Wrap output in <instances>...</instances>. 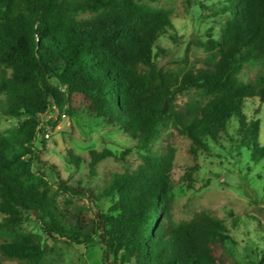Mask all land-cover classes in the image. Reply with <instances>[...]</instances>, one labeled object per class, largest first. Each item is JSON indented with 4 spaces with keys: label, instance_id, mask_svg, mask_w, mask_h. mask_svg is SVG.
Segmentation results:
<instances>
[{
    "label": "trees",
    "instance_id": "16d2710c",
    "mask_svg": "<svg viewBox=\"0 0 264 264\" xmlns=\"http://www.w3.org/2000/svg\"><path fill=\"white\" fill-rule=\"evenodd\" d=\"M217 3L213 16H231L219 38L209 33L201 44L210 57L200 68L176 72L157 64L164 52L158 42L174 30L162 8L142 0H0V116L17 121L0 133V264L42 263L41 236L28 229L34 224L78 247L99 244L106 264H240L230 255L242 219L234 212L230 226L205 212L172 222L176 149L157 148L170 128L192 142L195 157L211 153L225 135L239 156L247 150L252 163H264L261 120L244 113L248 100L264 103V76L240 78L247 66L264 63V0ZM193 89L206 101L179 104ZM53 107L59 118L50 125L62 114L104 121L135 144L121 153L91 149L86 157L68 150V164L88 172L60 176L53 192L49 174L35 170L43 163L35 146L42 117ZM134 150L136 169L93 187L101 162L126 165ZM60 194L87 198L92 217L61 207ZM253 219L245 237L253 238L257 257L264 253V224ZM258 258L252 264H262Z\"/></svg>",
    "mask_w": 264,
    "mask_h": 264
},
{
    "label": "rangeland",
    "instance_id": "374dc122",
    "mask_svg": "<svg viewBox=\"0 0 264 264\" xmlns=\"http://www.w3.org/2000/svg\"><path fill=\"white\" fill-rule=\"evenodd\" d=\"M145 4L162 8L171 14L174 30L163 36L159 47L164 51L157 59L158 66L165 71L185 72L191 68H200L211 53L201 47L208 41L209 33L219 38L222 25L231 16L217 13L221 4L218 0H142ZM205 6V8H204ZM82 18H90L84 15ZM175 38V39H174ZM264 76V63L247 66L240 78L244 82H253ZM206 101L201 92L193 89L179 96L178 103L183 105L191 101ZM260 109V110H259ZM259 110V114L255 111ZM246 116H256L261 120L260 141L264 145V103L259 100H248L244 110ZM52 120H44L43 131L36 139L35 146L40 150L42 164H35V170L41 169L49 174L53 192L57 191L56 183L60 176L66 180L83 177L88 170L82 165L79 170L68 164V150L86 157L91 149H111L121 153L133 147L135 142L122 132H117L104 121H93L87 118H66L58 125H50ZM17 125L14 119L0 116V133H7ZM173 145L176 158L172 170L174 186V202L172 206V222L175 225L191 220L196 213L205 212L222 219L231 225L230 212L242 217L237 224V242L230 244V255L240 264H252L258 256L264 264V253L253 255L256 246L252 237H245L252 232L256 220L264 224V163L254 164L250 161V152L245 150L242 156L230 144L224 135L209 154L195 157L191 154L192 142L170 128L163 133L157 148ZM141 163L137 151L128 158V164L122 165L113 159L101 162L98 176L93 187L98 190L114 174H123L126 170H134ZM192 175V181L186 174ZM61 207L70 210L78 209L85 216L92 217L89 200L85 197L69 198L63 194L58 197ZM110 199L103 202L107 209ZM3 215L0 214V221ZM41 236L46 249L41 264H106L103 261V248L78 247L68 241L54 237L49 238L37 225L28 226ZM244 241V243H243ZM5 264H20L17 260H4Z\"/></svg>",
    "mask_w": 264,
    "mask_h": 264
},
{
    "label": "built area",
    "instance_id": "2783aa9c",
    "mask_svg": "<svg viewBox=\"0 0 264 264\" xmlns=\"http://www.w3.org/2000/svg\"><path fill=\"white\" fill-rule=\"evenodd\" d=\"M62 120L68 118L66 114H62ZM43 120H58L59 115H58V110L56 107H53L48 113H46L43 117Z\"/></svg>",
    "mask_w": 264,
    "mask_h": 264
}]
</instances>
